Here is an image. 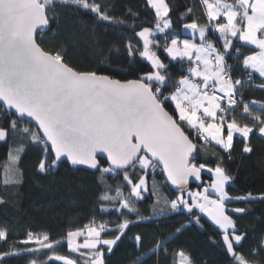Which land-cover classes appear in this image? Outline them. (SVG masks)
Instances as JSON below:
<instances>
[{
    "label": "snow or ice",
    "instance_id": "6c2138e0",
    "mask_svg": "<svg viewBox=\"0 0 264 264\" xmlns=\"http://www.w3.org/2000/svg\"><path fill=\"white\" fill-rule=\"evenodd\" d=\"M145 6L154 14V28L136 31L133 23L138 39L135 44L127 41L125 53L130 63L146 61L150 67L135 79L122 80L95 70H77L66 62L63 51L42 46L44 33L59 23L58 8L90 13L96 22L106 25L125 24L124 18L110 14L108 0H0V109L15 116L10 121L12 133L19 131L24 134L22 139L43 146L44 155L37 165L41 174H49L65 162L98 172L102 185L97 198L99 212L117 216L115 221L94 216L57 240L47 232L28 231L18 243L32 245L23 251L45 254V260L33 259L30 264H106V254L113 252L132 225L150 221L167 210L189 214L188 223L176 228L177 233L192 221L203 227L198 213L206 216L219 230L230 264H261L264 236L249 255L240 251L247 233L238 230L226 203L257 197L252 193L235 197L228 194L226 185L233 176L223 166L221 153L231 159L239 140L241 152L251 154L252 137L264 138V101L244 99L241 89L245 81L233 78L228 63L229 58L239 60L249 82L256 73L261 78L256 87L264 89V0H199L200 18H193L194 7H187L180 16L183 29L192 39L169 33L173 21L168 0H145ZM127 14L139 16L131 9ZM210 32L218 33L215 41L209 39ZM158 33L164 34L163 52L170 61L188 62L186 74L179 78L168 73V64L158 54ZM234 39L258 51L241 59ZM25 118L38 127L21 128ZM8 137L9 129L0 127V141ZM196 140L203 145L198 146ZM209 145L219 150L214 152L218 157L215 167L197 163L198 152H207ZM24 150V144L10 148L11 164L20 160ZM157 169L177 190L175 199L161 196L154 177L149 188V172ZM205 171L211 174L207 185L202 177ZM119 177L122 179L115 186L107 182L108 178ZM191 181L200 182L203 191H191ZM146 193L155 197L152 216L140 210ZM259 199L264 200V194ZM4 202L0 199V204ZM245 211L244 207L231 209L232 213ZM8 239L7 230L0 228V242L7 243ZM133 239L139 249L133 264H148L144 256L149 252L169 254L165 240L155 241L154 247L145 252L143 237L136 234ZM63 244L80 260L52 251ZM19 254L4 251L0 262ZM171 256L172 264H194L183 249Z\"/></svg>",
    "mask_w": 264,
    "mask_h": 264
},
{
    "label": "trees",
    "instance_id": "16d2710c",
    "mask_svg": "<svg viewBox=\"0 0 264 264\" xmlns=\"http://www.w3.org/2000/svg\"><path fill=\"white\" fill-rule=\"evenodd\" d=\"M111 4L110 14L117 18H124L126 23L106 25L98 23L90 13L76 11L72 8H58L59 23L52 25V31H46L42 37L45 41L43 47L48 50H61L64 52L66 62L77 70L103 72L117 79H135L141 71H146L149 65L146 61L130 63L126 53L125 44L128 40L136 43L138 37L134 36L135 30L142 27H153V12L146 8L145 0H108ZM172 11L170 13L173 27L169 33L178 34L183 38V21L181 13L187 7H194L193 18L202 16V8L199 0H168ZM131 9L139 13L138 17H129L127 12ZM186 19H188L186 17ZM161 48L158 54L168 64V73L173 78H179L186 74L187 61L181 63L170 61L163 52L164 34H157ZM215 38V39H214ZM209 39L215 41L216 34L211 33ZM243 51V56L248 55L254 49L236 44ZM119 48V52L116 49ZM241 57V59H242ZM103 61V63H101ZM232 67L233 78L242 79L247 75L241 70L239 60L229 61ZM261 78L253 74V79L245 82L242 93L245 100L264 101V89L256 87ZM258 109L257 106H254ZM172 111V107H169ZM15 118L8 115L4 109H0V127L9 129V137L6 141H0V199L5 202L0 204V228L8 232V242H0V253L4 251H18L19 255L5 258L0 264H30L33 259L42 262L46 259L44 253H30L23 251L32 245L18 243L26 237L28 231L34 233L47 232L52 240L62 239L67 231L83 227L94 216L99 220L115 221L117 216L111 213H100L98 208V195L102 188L98 172H88L81 169H70L66 163L61 164L49 174H41L37 171V165L43 158V146L29 143L22 139L23 133H12L10 121ZM29 126L25 122L20 127ZM198 146L202 141H195ZM253 153L243 154L239 140L235 143L231 159L224 155L223 166L233 176V180L226 187L230 196L246 195L252 193L257 199L251 201L233 200L227 202L229 213L237 222L240 232L247 233L243 248L239 249L246 256L261 236H264V200L259 199L264 194V138L252 137ZM24 144L25 150L21 153L20 160L11 164L8 160L10 148ZM208 151H200L197 154V163L205 162L209 167H215L218 157L214 154V145L206 146ZM153 177L160 185L159 192L162 197L175 199L177 193L173 192L165 183L160 169L155 173L149 172L148 184L151 189ZM202 177L206 182L211 177L203 172ZM9 183H5V180ZM122 177L108 178L107 182L115 186L120 183ZM13 181H19L14 183ZM125 195L127 190L125 189ZM146 199L139 206L145 216H152V204L155 197L150 193L145 194ZM235 207L246 208L245 213H232ZM201 227L192 221L189 226L177 233L176 228L188 223L189 214L171 213L165 211L160 216H153L150 221L132 225L127 236L117 243L111 254H106V264H133L137 259L139 249L133 237L140 234L143 237V249L145 252L154 247L157 240H165L169 254L163 251L159 255L144 256L148 264H172L171 253L183 249L194 264H230L231 257L224 249L219 230L203 215ZM47 251V250H46ZM55 254L67 255L80 260L79 256L69 253L66 244L55 247ZM143 255V253H141ZM59 264V262H50ZM82 264V262H81ZM264 264V258H261Z\"/></svg>",
    "mask_w": 264,
    "mask_h": 264
},
{
    "label": "water",
    "instance_id": "95a60500",
    "mask_svg": "<svg viewBox=\"0 0 264 264\" xmlns=\"http://www.w3.org/2000/svg\"><path fill=\"white\" fill-rule=\"evenodd\" d=\"M5 112H7V110H4ZM13 111V113H14V110H12ZM14 116V115H13ZM15 117V116H14ZM28 121V118H25V122H27ZM30 125H32L35 129L38 127V126H36L35 125V122L34 121H31V123H30ZM41 135H42V133H41ZM66 163V162H65ZM67 165H68V167L70 168V169H81V170H85V171H88V172H95L94 170H91V169H87V168H85L84 166H78V167H73V166H71L70 164H68V163H66ZM161 170V169H160ZM161 173H162V170H161ZM162 175H163V173H162ZM163 178H164V181H165V183L167 184V186L173 191V192H175V193H177V190L175 189V188H173V186L171 185V184H169V183H167L166 182V178L164 177V175H163ZM199 183L200 182H196V181H191L190 182V185H189V188L191 189V188H201L200 186H199ZM203 183H205V180L203 179Z\"/></svg>",
    "mask_w": 264,
    "mask_h": 264
},
{
    "label": "crops",
    "instance_id": "0c3cea01",
    "mask_svg": "<svg viewBox=\"0 0 264 264\" xmlns=\"http://www.w3.org/2000/svg\"><path fill=\"white\" fill-rule=\"evenodd\" d=\"M182 33H183V36H184L183 38L192 39V36H191V33H190V32H185L184 30H182ZM214 34H216V38H217V37H218V33H214ZM183 38H182V39H183ZM214 39H215V38H214ZM196 42H197V43L199 42L198 37H197ZM221 43H222V42H221ZM233 44H234V45H236V44L244 45L243 42L239 41L238 39H234V40H233ZM244 46H247V47H250V48L254 49V51H253L252 53H250V54H253L254 52L258 51V49H255L254 46H251V45H244ZM250 54H248V55H250ZM166 55H167V54H166ZM185 62H186V61H185ZM240 67L242 68V65H241V64H240ZM186 71H187V69H186ZM253 74H256V73H253ZM256 75H258V74H256Z\"/></svg>",
    "mask_w": 264,
    "mask_h": 264
},
{
    "label": "rangeland",
    "instance_id": "374dc122",
    "mask_svg": "<svg viewBox=\"0 0 264 264\" xmlns=\"http://www.w3.org/2000/svg\"><path fill=\"white\" fill-rule=\"evenodd\" d=\"M184 30V29H183ZM185 31V30H184ZM205 173H207L210 177H211V174L210 173H208V172H206L205 171ZM211 182V180L209 181V182H206V184L205 185H207V184H209ZM229 185V184H228ZM228 185H226V187L228 186ZM191 191H193V192H197V191H200V192H202L203 191V187H201V188H191L190 189ZM209 194L212 196V198H216L215 197V194L214 193H212L211 192V190H209ZM227 203V202H226ZM201 215H203V214H201ZM204 216V215H203ZM204 217H206V216H204ZM207 218V217H206ZM208 219V218H207ZM209 220V219H208ZM210 221V220H209ZM211 222V221H210ZM212 223V222H211ZM215 226V225H214Z\"/></svg>",
    "mask_w": 264,
    "mask_h": 264
},
{
    "label": "built area",
    "instance_id": "2783aa9c",
    "mask_svg": "<svg viewBox=\"0 0 264 264\" xmlns=\"http://www.w3.org/2000/svg\"><path fill=\"white\" fill-rule=\"evenodd\" d=\"M233 57H235V55H236V53L235 52H233ZM242 55H243V51L240 49V56L242 57ZM237 59H234V58H229L228 59V63H229V61H236ZM230 65V64H229ZM243 81H245V82H248L249 81V79H248V75H246L244 78H243Z\"/></svg>",
    "mask_w": 264,
    "mask_h": 264
}]
</instances>
